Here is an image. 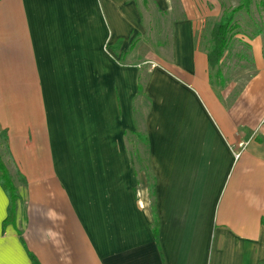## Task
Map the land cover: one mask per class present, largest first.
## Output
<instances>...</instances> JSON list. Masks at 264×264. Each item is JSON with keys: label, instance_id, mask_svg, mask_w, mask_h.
Here are the masks:
<instances>
[{"label": "crops", "instance_id": "crops-1", "mask_svg": "<svg viewBox=\"0 0 264 264\" xmlns=\"http://www.w3.org/2000/svg\"><path fill=\"white\" fill-rule=\"evenodd\" d=\"M146 1L0 0V135L24 180L10 222L0 183V264H264V35L252 76L217 86L197 38L221 3L151 0L169 31L151 52Z\"/></svg>", "mask_w": 264, "mask_h": 264}, {"label": "rangeland", "instance_id": "rangeland-1", "mask_svg": "<svg viewBox=\"0 0 264 264\" xmlns=\"http://www.w3.org/2000/svg\"><path fill=\"white\" fill-rule=\"evenodd\" d=\"M217 1L219 4L221 3L222 11L225 13V11L229 12L237 8L241 0ZM146 2V25L151 31L156 30V34L159 35V39L154 38L155 34H151L150 36H148V42L150 44L145 46V48L148 51L152 52L155 49L154 47H156L154 46L155 43L158 42V45H160L164 41L169 40V31H167L168 26H165L167 24H165L164 19H162L161 16L154 14L155 6H151L153 1L147 0ZM210 7L211 10L215 9V6ZM158 13H160L159 10ZM161 19L163 20V23L158 22ZM208 20L202 22V26L204 28H201V32H199L197 38L200 48L204 51H208V49L211 47L210 33L214 27V24L220 19L215 22H213V20ZM235 20L238 26V29L235 31L236 35L231 40L230 47L225 51L223 57L221 58L218 68L213 70V72L211 71L213 83L217 86H227L231 83H237V86H242V84H244L245 81L248 80L249 76H252V74L255 72V68L252 64L253 60L251 48L249 43L247 42L248 40L255 39L257 37V34H261L260 32H262V34L264 35V0H251L250 9H244L240 11L236 15ZM163 27L164 30H161V28ZM157 50H159V48H157ZM218 72L222 73V78H217ZM3 134L4 133H2V135ZM129 141L132 161L135 166L139 182L143 186L145 184H147L148 186L149 184L151 188V183L147 181L149 179V175L147 173L148 162L146 159V146L143 140L139 137L131 136L129 138ZM0 153L3 155L4 162L16 187L19 184H23V177L20 173H18L19 171L15 169V165L12 163L9 152L7 153V151L5 150V140L3 137L0 141ZM142 178L143 180H141Z\"/></svg>", "mask_w": 264, "mask_h": 264}, {"label": "trees", "instance_id": "trees-1", "mask_svg": "<svg viewBox=\"0 0 264 264\" xmlns=\"http://www.w3.org/2000/svg\"><path fill=\"white\" fill-rule=\"evenodd\" d=\"M250 7H251V0H241L237 8L229 12L225 11L221 19L214 24V27L210 33L211 47L207 51L210 69L212 72L220 65L221 58L223 57L225 51L230 47L231 40L236 35L235 31L238 29L235 20L236 15L244 9L249 10ZM217 78H222L221 72H218ZM1 135H0V141L1 138L3 137L5 140V150L8 153L9 152L8 141H7L8 136L6 133H4L2 136ZM136 137L142 139L147 147V139L145 137H143L142 135H136ZM0 183L10 199L9 216L7 221L8 222L14 221L16 217L17 204L20 200V195L15 183L12 180L11 175L9 174V170L4 162L3 155L1 153H0ZM34 262L35 264H37L35 260Z\"/></svg>", "mask_w": 264, "mask_h": 264}, {"label": "built area", "instance_id": "built-area-1", "mask_svg": "<svg viewBox=\"0 0 264 264\" xmlns=\"http://www.w3.org/2000/svg\"><path fill=\"white\" fill-rule=\"evenodd\" d=\"M236 156V158H238L239 157V155L237 154V155H235Z\"/></svg>", "mask_w": 264, "mask_h": 264}]
</instances>
